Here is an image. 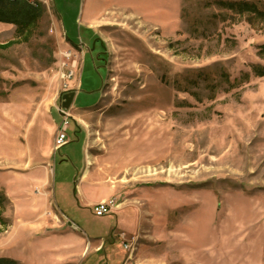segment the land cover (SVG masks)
Masks as SVG:
<instances>
[{"label": "rangeland", "instance_id": "obj_1", "mask_svg": "<svg viewBox=\"0 0 264 264\" xmlns=\"http://www.w3.org/2000/svg\"><path fill=\"white\" fill-rule=\"evenodd\" d=\"M216 1L48 0L22 32L2 23L0 258L79 264V250L22 254L29 213L48 202L45 218L93 239L110 220L77 201L101 198L114 216H139L140 239L117 227L104 238L128 264L139 248L153 264H264V17ZM70 47L64 81L58 52ZM69 91L67 141L54 150ZM39 165L46 183L28 173Z\"/></svg>", "mask_w": 264, "mask_h": 264}, {"label": "crops", "instance_id": "obj_2", "mask_svg": "<svg viewBox=\"0 0 264 264\" xmlns=\"http://www.w3.org/2000/svg\"><path fill=\"white\" fill-rule=\"evenodd\" d=\"M5 27H7V25L0 23V30L4 29ZM39 166L40 167L38 170L28 173L30 174V176L34 175L35 178L37 176L42 177L41 180L43 179V183H46L47 178L49 176V171H48L49 166L46 165H39ZM35 167L32 168L37 169ZM84 180L81 181L79 186L74 187L73 190L74 196L78 194L84 196V192L85 190H87L86 187H89V185L86 184L88 180H86V183H84L85 182ZM41 187L43 188L44 185H42ZM100 199L101 198L97 200H87V202L86 203L83 202V204L77 201V205L79 206V209H81L82 205H83L82 207L83 209L91 208V211L93 213V206L97 204V202H99ZM57 206L59 208V205L56 203V207ZM32 207L33 206H31V208ZM51 209L52 206L48 202H46V204L42 203L40 204L39 207H34L31 209L32 212L29 213L30 217H28L29 220L27 222L28 227L25 229V232L27 233L26 240L21 243L22 254L26 256H30L32 252H36L39 255L43 254L44 256L52 255L55 252H58L60 254H66V252H74L76 254L77 250H79L81 252V258H80L81 260L79 264H83V262L87 259V257L90 254L100 255L99 258L97 259L98 264H120V263L128 264L130 259H126V256L123 257L120 256L119 252H117V249H113V248L103 249L104 238L108 237L111 234V232L117 227L121 231L129 234H133L135 238L137 237L138 239H140L139 234L142 224L136 212H129L125 209H122L117 216H114V212L102 216V217H107L110 220L111 224L108 227V231L104 233L103 236L92 239L89 238L86 235V233L78 232L77 227L70 220H66L68 230L65 231L60 230L61 226L59 224L57 225L55 222L49 221L48 218L47 217L45 218L44 216L45 214L50 213ZM93 215L95 216L94 213ZM102 217H98V218H102ZM71 242L73 244H71ZM66 243H68L67 248H65L64 246V244ZM203 250H199L197 251V253L201 254V251ZM147 253H148L147 250L143 248H139L136 254L134 255V259L132 258L134 261H132L129 264H153L157 262L155 258H152L150 256L148 257L147 255L149 254ZM180 253L182 256L188 255V251L185 250V247L181 248ZM187 257L184 259V262L186 264L188 263Z\"/></svg>", "mask_w": 264, "mask_h": 264}, {"label": "trees", "instance_id": "obj_3", "mask_svg": "<svg viewBox=\"0 0 264 264\" xmlns=\"http://www.w3.org/2000/svg\"><path fill=\"white\" fill-rule=\"evenodd\" d=\"M216 3L237 14H246L247 22H250L249 18L253 16L264 17V2L217 0ZM41 15L42 12L38 8L29 5L25 0H0V23L16 25L18 32H22L36 22ZM254 69L256 75H264V68L261 66H256ZM0 264H17V262L8 258H0Z\"/></svg>", "mask_w": 264, "mask_h": 264}, {"label": "built area", "instance_id": "obj_4", "mask_svg": "<svg viewBox=\"0 0 264 264\" xmlns=\"http://www.w3.org/2000/svg\"><path fill=\"white\" fill-rule=\"evenodd\" d=\"M14 1V0H10ZM30 5L36 6L37 3H42L43 5H46L48 0H25ZM76 52L70 47L67 50H61L58 52V72L60 75V78L62 80H68L73 77L75 68L77 67V62L75 59ZM59 114L62 118L61 123L59 124L57 128V133L54 138V144L53 148L54 150L59 149L61 146H63L66 141V130L68 128V111L63 110L62 108L59 109ZM118 207V204L110 199L106 201H101L93 206V213L97 217H102L108 214H111L114 212V210Z\"/></svg>", "mask_w": 264, "mask_h": 264}, {"label": "water", "instance_id": "obj_5", "mask_svg": "<svg viewBox=\"0 0 264 264\" xmlns=\"http://www.w3.org/2000/svg\"><path fill=\"white\" fill-rule=\"evenodd\" d=\"M94 43H95V41H93V43H92L91 51L94 50ZM75 96H76L75 91H69V92L62 94V96H61V108L65 111H67L71 107V105L73 104Z\"/></svg>", "mask_w": 264, "mask_h": 264}, {"label": "flooded vegetation", "instance_id": "obj_6", "mask_svg": "<svg viewBox=\"0 0 264 264\" xmlns=\"http://www.w3.org/2000/svg\"><path fill=\"white\" fill-rule=\"evenodd\" d=\"M95 43L97 44V43H98V41H96ZM91 47H92V46H91ZM98 53H100V51H98ZM98 53H97V54H98ZM98 59H100V57H97V60H98Z\"/></svg>", "mask_w": 264, "mask_h": 264}]
</instances>
